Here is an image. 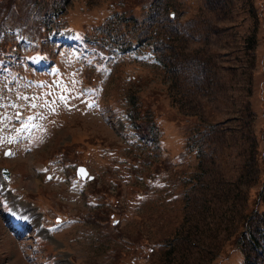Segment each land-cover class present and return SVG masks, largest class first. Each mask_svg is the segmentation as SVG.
I'll use <instances>...</instances> for the list:
<instances>
[{
  "label": "rangeland",
  "instance_id": "obj_1",
  "mask_svg": "<svg viewBox=\"0 0 264 264\" xmlns=\"http://www.w3.org/2000/svg\"><path fill=\"white\" fill-rule=\"evenodd\" d=\"M51 1L0 11V264L263 257L235 238L264 208V0Z\"/></svg>",
  "mask_w": 264,
  "mask_h": 264
},
{
  "label": "trees",
  "instance_id": "obj_2",
  "mask_svg": "<svg viewBox=\"0 0 264 264\" xmlns=\"http://www.w3.org/2000/svg\"><path fill=\"white\" fill-rule=\"evenodd\" d=\"M13 1L14 0H0V11H4V9L8 10V12L11 11V9H13ZM34 2V4L36 3V1L38 0H31ZM59 0H52L51 2H49L48 5H45V7H43V14H49L50 12H52L53 14L56 13L57 9H58V2ZM152 4H154L153 1H151L150 5L151 7L153 6ZM130 5V4H129ZM149 5V6H150ZM132 6V5H131ZM40 9V8H39ZM41 10V9H40ZM42 13V11H41ZM146 17V16H145ZM21 21H19L16 18H11V19H0V33H5L8 32L9 34L13 35L15 34V31H19L21 29ZM142 28V27H141ZM115 29L116 28H111V35L115 36ZM144 28L138 30V32L135 34V36L137 37L136 39L140 40L141 37L143 36L142 31ZM131 31V30H130ZM134 31V30H133ZM27 32V31H25ZM119 33L122 34H126L129 38V41H132L133 36L134 35H130L128 32L126 31H119ZM118 37V34L115 36ZM122 44H125L124 42H121ZM3 48L4 51H6V45L1 46ZM103 48V47H102ZM2 50V51H3ZM0 50V58H1V52ZM139 113V111H137ZM140 115V113H139ZM138 128L141 130L142 127L147 128V124L144 123H138L137 124ZM154 127V126H153ZM160 169V168H159ZM246 195L243 194V198L245 201H247V198L245 197ZM252 201H258V198L256 197L255 199H253ZM249 202V201H248ZM244 205H246L245 203H243ZM252 209V208H251ZM253 210V209H252ZM250 212H245L242 215H240L239 219L241 220V223L243 228H241V230L239 231L241 235H243L241 237L240 234H237V236L239 238H235V243H239L240 241L242 242L243 238L244 241L248 240L250 241L251 244H253V247H255L259 253V250L262 251L263 257L262 256H253L251 253H248L247 250L245 251V261L244 264H264V208L262 209V211H260L258 214L254 215ZM239 229V228H238ZM230 233V232H229ZM238 233L235 229L230 233V235L232 234H236ZM243 241V242H244ZM231 244H233V242L231 241ZM245 249V246L243 247ZM223 249L225 250V247L223 246Z\"/></svg>",
  "mask_w": 264,
  "mask_h": 264
},
{
  "label": "water",
  "instance_id": "obj_3",
  "mask_svg": "<svg viewBox=\"0 0 264 264\" xmlns=\"http://www.w3.org/2000/svg\"><path fill=\"white\" fill-rule=\"evenodd\" d=\"M172 13H173V12H172ZM8 152H9V150H6V153H8ZM3 172H4V174H5L6 177L9 176V170H8V168H6V167L3 168ZM77 172H78V174H79L80 176H82L83 178H86V177H87V174H88V172H89V170H88V168H87L85 165H82V164H81V165L78 166ZM89 177L92 178L93 175L90 174Z\"/></svg>",
  "mask_w": 264,
  "mask_h": 264
},
{
  "label": "bare ground",
  "instance_id": "obj_4",
  "mask_svg": "<svg viewBox=\"0 0 264 264\" xmlns=\"http://www.w3.org/2000/svg\"><path fill=\"white\" fill-rule=\"evenodd\" d=\"M30 207V206H29ZM24 212H26L24 209L22 210V214H24ZM33 213V211H31V207L29 209V212L26 213L27 215H31ZM24 216V215H23ZM26 216V215H25Z\"/></svg>",
  "mask_w": 264,
  "mask_h": 264
}]
</instances>
